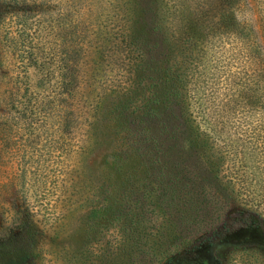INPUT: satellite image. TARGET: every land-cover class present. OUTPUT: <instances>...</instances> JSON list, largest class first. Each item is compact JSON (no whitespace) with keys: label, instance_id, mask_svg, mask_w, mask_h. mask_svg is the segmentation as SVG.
<instances>
[{"label":"rangeland","instance_id":"obj_1","mask_svg":"<svg viewBox=\"0 0 264 264\" xmlns=\"http://www.w3.org/2000/svg\"><path fill=\"white\" fill-rule=\"evenodd\" d=\"M16 3L0 0V95L21 94L30 47L42 65L30 113L0 103V264L18 229L25 264H264V0ZM168 83L206 146L158 129Z\"/></svg>","mask_w":264,"mask_h":264},{"label":"trees","instance_id":"obj_2","mask_svg":"<svg viewBox=\"0 0 264 264\" xmlns=\"http://www.w3.org/2000/svg\"><path fill=\"white\" fill-rule=\"evenodd\" d=\"M15 3L17 2V0H13ZM17 4V3H16ZM7 5V4H6ZM4 11L0 9V22L2 20ZM19 34H14L12 36H10V40L13 43V46H17V42H18V37ZM127 37L130 39L132 36L131 34H128ZM23 58L20 61V65L22 68V73H21V77H22V91L21 94L16 93L17 89H11L8 93L7 96H1L0 95V103H4L7 104V101H4L3 98H10V105L13 109L14 112H16L17 114H21L22 117H24V114L26 112L30 113V99L25 97V90L27 91L28 86H30V76H28L29 73V69H33L34 72H37L38 70L41 69V61L38 59V57L36 56V53L33 52V50L30 47V50L27 51V53H25V56H22ZM171 80L172 77H168V80ZM176 80V79H175ZM69 81H71L69 87L66 86V84H63L64 86V94L68 95V96H72L75 92H77V87L75 86L76 84V78H72ZM16 96V97H15ZM160 99L158 100L161 103V108L163 110H166L167 112H163V116L160 118V122H158V129L160 130H166V132L169 135H172L173 133L176 132H180V130H183L184 128H188L189 131L187 132V134L190 135V137L193 138V140L199 142V147L202 148L203 146H206V144L204 143L205 138L201 135V138H198V128L197 126H195L193 124V122L191 121V119H186L183 117L184 114V109H185V103H184V97H183V92H178L175 90L174 84L168 83L167 86L164 87L163 90V94L160 95L159 97ZM20 99V100H19ZM154 100V98L152 99ZM165 104H171L170 106H163ZM19 104V106H18ZM1 106V104H0ZM173 106V108H172ZM1 110V107H0ZM174 111V113L176 114H170L171 111ZM72 110H70L71 113ZM172 111V112H173ZM157 112H155L156 114ZM73 114V111H72ZM153 115V114H152ZM177 118H182V121H178ZM174 122H173V121ZM185 121H190L191 124L193 125V128L195 129V133H191L190 131V127L185 123ZM5 126L3 123V112H0V137L1 135H3L5 133L4 131ZM208 131H212L211 128H208ZM212 141L215 142L217 140H214V138L212 137ZM184 141L187 142V140L185 138H182V144L181 146V152H185L187 153V147L183 146ZM191 140L188 139V143H190ZM215 144H217V142H215ZM219 146V150H220V157L223 158L222 154H226V149H224V143L223 141L221 142V144H218ZM222 145V146H221ZM216 146H214L215 149ZM186 148V149H185ZM186 150V151H184ZM222 151V152H221ZM214 153V152H212ZM210 155V157H214L215 159L217 158L214 154ZM219 158V156H218ZM221 158H219L221 160ZM218 159L217 162H219L220 160ZM215 164L218 165V163H216L215 160H212ZM211 163V161H210ZM187 162L186 161H182L179 167V172L181 173H185L187 172ZM209 166V163L207 164ZM212 165V163H211ZM208 175L211 176L213 183L215 184H222L221 180L219 179V177L217 176V172L215 169V172L212 173H207ZM206 174V175H207ZM182 177L185 178V174H181ZM185 180H187L185 178ZM204 181V180H202ZM206 200V198L203 195H200V201H204ZM187 201V200H186ZM186 201L182 202L183 204L186 203ZM201 206L206 208V205L204 203L200 204ZM10 240H11V244H12V251L7 252L9 254V257L7 258V260L5 262H3L2 264H25L26 262L29 261V259L31 258L32 254L30 253L31 250V246H32V236L30 235L28 230L25 229H18V230H11L9 232V234L7 235ZM9 239L6 240L4 239H0V249L2 247L9 249L8 247V243ZM141 254H146V252L141 251Z\"/></svg>","mask_w":264,"mask_h":264}]
</instances>
